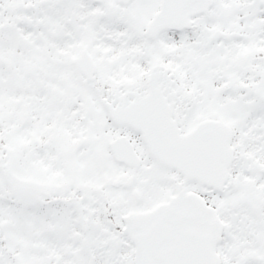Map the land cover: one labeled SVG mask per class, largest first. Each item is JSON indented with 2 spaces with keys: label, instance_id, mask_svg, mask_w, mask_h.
I'll return each mask as SVG.
<instances>
[{
  "label": "snow or ice",
  "instance_id": "6c2138e0",
  "mask_svg": "<svg viewBox=\"0 0 264 264\" xmlns=\"http://www.w3.org/2000/svg\"><path fill=\"white\" fill-rule=\"evenodd\" d=\"M0 264H264V0H0Z\"/></svg>",
  "mask_w": 264,
  "mask_h": 264
}]
</instances>
